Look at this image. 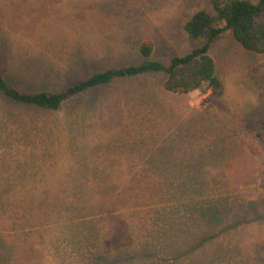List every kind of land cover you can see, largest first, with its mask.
Instances as JSON below:
<instances>
[{
  "label": "rangeland",
  "instance_id": "obj_1",
  "mask_svg": "<svg viewBox=\"0 0 264 264\" xmlns=\"http://www.w3.org/2000/svg\"><path fill=\"white\" fill-rule=\"evenodd\" d=\"M201 9L214 13L209 0H0V71L49 91L15 48L75 52L87 39L93 51L95 37L92 76L141 65L147 42L167 65L197 46L184 25ZM210 55L224 92L204 86L187 110L167 104L162 72L57 110L0 91V264H264V54L228 31ZM122 222L125 239L108 246Z\"/></svg>",
  "mask_w": 264,
  "mask_h": 264
},
{
  "label": "trees",
  "instance_id": "obj_2",
  "mask_svg": "<svg viewBox=\"0 0 264 264\" xmlns=\"http://www.w3.org/2000/svg\"><path fill=\"white\" fill-rule=\"evenodd\" d=\"M209 1L214 13L198 10L184 25L189 39L197 42V46L188 54L175 56L167 65L158 60H151L154 45L147 42L140 46V52L144 57L141 65L94 74L59 93L20 91L7 81L1 71L0 91L12 101L57 110L66 99L94 88L107 86L115 80L162 72L167 75L164 88L169 92L186 94L207 86L218 99L224 92V86L218 76L216 62L210 55V49L218 39L230 31L244 49L264 54V0ZM258 137L260 138V135ZM125 230L124 224L117 228L114 240L109 242L108 246L112 243L118 246L122 239H125Z\"/></svg>",
  "mask_w": 264,
  "mask_h": 264
},
{
  "label": "crops",
  "instance_id": "obj_3",
  "mask_svg": "<svg viewBox=\"0 0 264 264\" xmlns=\"http://www.w3.org/2000/svg\"><path fill=\"white\" fill-rule=\"evenodd\" d=\"M82 11L83 10L81 9L77 10L76 14H81ZM72 30H73L72 27L71 29L65 27V31H72ZM73 40L76 41V36L75 39L73 38ZM93 42H94V45H92L93 51L91 48V43L89 42V40L87 41V39H85V41H83L82 43H80V41L77 44L72 42V44H74L73 50L75 52H72L71 46L65 47L64 50H62L60 48H57V46L54 43L53 44L48 43L46 45L29 43L24 47L15 48L17 52V56L19 57L16 59L21 61L18 63L19 68L26 69L28 67H32L34 69V70L26 69V71L30 72L31 74L39 75V77L33 78L35 81L50 83V85L53 86L52 87L53 89H50L48 92L59 93L61 91H64L66 84H70L73 81L77 83L84 79L86 80L92 76L91 74L94 73V71H91L89 69L90 67H92V65H88V64L90 63V60L92 58L91 56L94 55V51L96 47V37L94 38ZM10 47L11 45L7 47L8 53L11 52ZM100 55L98 59L104 60L105 55L103 58H100ZM76 57L79 58V61L76 59ZM86 68H88L89 70L88 74L83 73ZM66 79H72L73 81L69 80L68 82H66ZM164 82L162 85L163 97L165 96L166 97L165 99H167L168 101L167 104L171 103L172 105L175 106V109L185 108L187 110L188 107L191 108L190 106H192L193 104L192 101L194 100V98L199 97V95L196 96V93L200 92L201 89L186 94L172 93L165 90ZM61 83L63 84L60 85ZM209 91L210 90H208V92ZM200 102L201 101L196 102V105L200 106L201 105ZM151 107H152V115H154V113L156 112L154 100H152ZM186 110L184 111L185 113ZM153 119L155 120V117Z\"/></svg>",
  "mask_w": 264,
  "mask_h": 264
}]
</instances>
